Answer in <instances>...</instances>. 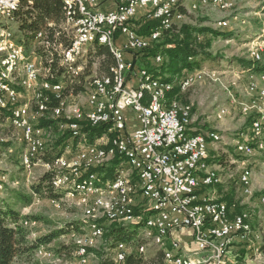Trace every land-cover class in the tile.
Segmentation results:
<instances>
[{
  "label": "rangeland",
  "instance_id": "1",
  "mask_svg": "<svg viewBox=\"0 0 264 264\" xmlns=\"http://www.w3.org/2000/svg\"><path fill=\"white\" fill-rule=\"evenodd\" d=\"M198 1L199 0H180L182 11L186 13V18L172 32L178 33L183 25H194L211 28L222 33H230L233 34V36L231 39L213 37L210 34L197 37L198 43H202L201 47L204 48L202 51L211 54V58L203 61L202 68L195 70V73L192 72L196 74L198 73L197 71H203L205 73L204 78L198 80L196 84L187 90H180L184 96V100L178 101L181 106L188 105L190 107L192 112L191 118H193V114L195 113L196 117L208 120L210 124L214 125V123H220L219 129L223 137L219 136L220 139L214 142V145L217 147L215 153L220 155V158H214L213 161L221 167L217 168L209 162L210 159H212L211 156L209 158V154H207L208 158L206 160L213 168L217 169L222 182L210 187L212 189L210 191L212 193L216 191L218 196H232L234 202L231 206H235V210L239 207H244V210H247L244 212H250L252 214L250 234H253V236L251 239L256 247L262 248L264 247V204L261 203V195H264V157L262 156L264 149H258L256 156H254V152L244 155L237 151L236 143L239 140H251L252 129L247 122V117L251 115H244L242 109L243 105L249 103L256 97V95H252L248 91L250 83L255 82L258 89L264 90V79L262 78L264 72L252 73L246 66H242V64L248 65L251 63L254 66L256 65L264 69V52H262V60L260 62H255L250 56V49L264 42V0H222L223 3L220 4H214L213 0H209L208 5L199 4L198 10H191V4ZM22 10L26 11L25 8ZM19 13L20 14H15L12 17L0 15V40L10 39L15 42L20 40L21 34L19 32V24L21 21V12ZM223 22L227 23L226 26L221 25ZM48 27L54 26L50 24ZM56 29V34L61 31L67 38L73 36V28L68 26L65 21ZM44 33L47 35L46 31H44ZM25 34L26 38L34 36V42L29 46L30 52H26L32 59H34V52H36L35 58L37 59L35 60L39 61V67H41L42 84V80L49 73V70L43 66V58L52 59V54L46 56L44 48L54 49L50 50L53 54H60L62 50L61 45L52 44L49 40H47L49 41V45L45 44L44 41H37L35 39L36 34L34 35L30 31H26ZM164 37L163 35L161 40L159 39L160 42ZM208 43H210V46L207 45ZM88 45L83 48L81 56L76 61L78 69H71L68 66L67 72H71V74H66V78L61 82L64 88L70 87L64 99V112H69L75 105L83 107L91 91V84L94 79L104 77V73L100 70V63L103 58L97 56L95 52L92 51V46ZM38 49L40 52H37ZM44 54L46 57L43 56ZM138 56L139 55H137V57ZM147 62L150 63V67L152 68L160 67L159 63H154L152 58L148 59ZM140 66L146 67L145 62L141 60ZM140 66L138 67L141 68ZM209 75H211V78ZM183 78H179L177 82L173 81L172 83L178 84ZM133 80L134 77L129 76L127 81L132 83ZM38 85L37 88H33L30 93L37 94L41 91V97H48L47 90L44 89L42 85ZM75 86H82L83 91L79 92L77 95L73 94V88L71 87ZM176 88L179 87L177 86ZM32 96L34 95H30V98H33ZM184 101H186V103H184ZM32 103L34 105V102ZM262 104L264 105V101ZM33 105H31V107H33L35 111ZM59 114L60 115H57L56 112L50 110L43 120L61 121L63 125L64 122L61 120V113ZM41 121L39 122V126ZM57 128V132H55L52 127L45 128V133L42 135V138L45 140L47 150L52 149L53 143L58 140L59 136L67 132V127H64V125L63 127L57 125ZM84 128H77L76 130L80 131ZM77 137L81 141L80 138L82 134H78ZM0 139H5V141L2 142L3 145H0V172L8 176L7 184H4L5 190L0 191V198L3 203L2 208L10 205L16 211L20 212L22 217H28L29 219L38 217L40 219L39 221L29 222L28 224H25L26 220L21 222L23 227L29 232L28 241L30 243H34L40 237L49 235L54 231L67 228L66 234H63L58 239L42 248L40 247L33 252L25 253L17 257L13 264H100V257L98 255L100 251H105L106 257H112L113 250H110L111 247L106 245L104 236L103 239L97 241L94 248L87 250V253H85L86 256H84L87 261L84 263L80 261L81 258L76 255V249L86 247V234H89L91 230L89 225H98L104 230L105 234L106 229L111 224H98V220H105L106 218L94 217L90 213L89 206L86 204L77 206L79 205V198L82 197L80 195H74L67 199L63 196L58 201H55L56 205L52 204V199L46 196L34 195L31 187L37 185L46 173L42 161L35 163L30 168H24L21 161L24 144L17 132L13 131L10 127L7 117L2 118L0 116ZM7 144L10 145L7 146ZM70 144L72 143L67 141L63 147H60L58 149L60 153ZM9 153L12 155L9 156ZM44 154H46V152ZM247 167H250L249 169H251L254 174L253 178L250 180L252 188L251 196L245 195L243 190L241 193V187H238L239 175L244 168ZM17 194L31 197V203L29 205L15 203ZM217 200L224 201L222 199ZM224 202L227 203L226 201ZM133 205V213L140 214L145 208V201L136 198ZM145 218L146 217H140L136 223L141 224ZM71 224L75 226V229L80 225L79 230L74 229L69 232L68 229ZM143 228L139 229L138 237L133 242L132 248L134 249L135 246L138 245L136 246L138 250L140 246H145V250L147 249L144 253L145 258L150 259L157 252L162 250L154 243V240L148 241L143 238L145 235ZM186 232L187 231L183 233V237L187 242L186 235H188V233ZM77 241H81L80 246L77 245ZM234 242L237 243L238 240ZM167 245L169 246V243ZM242 246L246 247V244L240 242L237 245H233V251L235 248H239L240 250ZM246 249L248 253H244V256H241L242 253L239 254L238 252L239 257H237L236 262L239 263L242 261L244 264H262V260H258L256 257V248ZM186 252L194 258H200L197 255L199 253L198 246L193 242H190V246L186 244V251H184V253ZM49 253L52 255L51 257L47 255ZM228 254H230V251ZM228 254L226 258H228ZM233 256L236 257L235 254H233ZM245 259L246 262H244ZM230 263L231 262L228 261L223 262V264Z\"/></svg>",
  "mask_w": 264,
  "mask_h": 264
},
{
  "label": "bare ground",
  "instance_id": "2",
  "mask_svg": "<svg viewBox=\"0 0 264 264\" xmlns=\"http://www.w3.org/2000/svg\"><path fill=\"white\" fill-rule=\"evenodd\" d=\"M21 1L23 0H11V7L1 6L0 15L12 17L14 13L21 8ZM208 3L209 0H199L198 2L191 4V10L196 11L198 10L199 4L206 6ZM213 3L220 4L223 3V1L213 0ZM64 5L66 9L65 23L73 28L72 30L74 36V42L72 44L74 45V50L72 51V55H66L64 57L65 63L69 64L79 58L83 48L89 44V37L80 38V36H78V34L82 32V24H72V20L84 23V27L95 28L96 18L93 10H91V0H64ZM81 7H83V9ZM158 8L167 9L158 16L157 20L160 21V27L150 34L154 35V43L161 38V32H164V29H167L170 26V30H172L185 19V15L181 11L182 4L180 3V0H158ZM136 18L137 15H134V20ZM226 24V22L221 23L222 26H226ZM98 34H100L102 40H93L92 42L108 46L117 60V66L114 69L112 78L104 76L96 79L97 86H100V92H106V98L102 111H96L93 117L88 120V124L92 127L100 125L101 120H103V116H105V120L107 121H114L115 110L118 107L117 98L119 95V86L122 84V79H124V71H118V67H125L123 50L118 48L117 42H115L111 36V30H108L106 27H98ZM40 35H42V33H37L35 35V39L38 40V36ZM140 38H149V35L140 36ZM40 40L45 43V35L43 38H40ZM47 45L49 44L47 43ZM18 48L22 47L15 41L10 39L0 40V109L9 113L7 118L9 120L10 127L13 128V131L17 132L24 144L21 160L22 164L24 167L30 168L35 164L33 161L37 159L40 155L39 153L44 152L46 149L45 140L42 138V135L45 133V129L40 128L39 121L46 118V115L50 112V110L56 112L57 115H60L59 113L65 109V100L61 99V97L55 98L59 100L58 106L55 109H51L50 105L52 103L53 96L49 95L48 97H41V91L32 96L33 98H30L31 103H28V105L27 95H20V99H11V94H21V89H26V86H28V74L22 73L24 72V63L33 60L25 51H20V53H18ZM144 49L147 48H143L142 50ZM262 52H264V42H261L257 45V47L250 49L251 59L255 62H260L262 60ZM161 62L162 57L159 63ZM194 75H187L183 78V80L178 82V84H175L172 82H165L155 77L145 69L140 71V90L144 93V95H155L156 102H152L150 96H143L144 113L146 114V119H150L151 121V132H159V127L170 128V121L168 120H183L184 118H191L190 107L181 106L176 98L169 99L168 94L171 93L177 86L181 89V91H185L196 84L197 82H190V79H194ZM204 76L205 73L203 71H198V73H196L197 81L204 78ZM40 78L41 76L29 77V84H32L30 85V91L35 87L37 88L38 84H40V86L42 85L43 88H45V85L48 87H60V93L64 89L63 83L53 85L48 82H42L41 84ZM262 78L264 79V76ZM8 90H10V92ZM46 90L48 93V89ZM248 91L250 94L256 95V97H254L249 103L243 105L242 109L244 115L255 114L257 115V118H255L251 124V140H239L236 143L237 151L244 155L254 152V150L258 147L260 150L264 149V105L262 104L264 101V90L258 89L257 84L255 82H251ZM32 102H34V105ZM87 102H92V95L90 93L88 95ZM31 105L34 106L35 111ZM76 108H85V104L83 107L79 105L73 106L69 111L70 117L79 115V109ZM25 110L27 115L24 118V130L27 131V137L29 138L27 155L31 156V158H27L25 156L26 142L23 141L22 131L15 129L13 121L14 118L23 116ZM63 125L64 127L66 126L64 123ZM63 125L62 123L59 124L60 127H63ZM191 128L192 127H186L180 130L179 139L173 140L168 143V145H164L163 153L180 151L183 146H199V134L193 133ZM109 132L116 134V136L113 139H109L107 143V151H104V145L96 144L97 141L94 144H89L85 134L80 133L78 130H74L73 137H76L78 134H82V137L80 138L81 141L79 140L76 145H67V147L63 150L62 155L56 158L63 159L67 157V155L80 156L76 160H73L72 166L69 165V162H62L60 165L59 163H55V160L51 163H43L46 171L57 172V185L64 188V197L69 198L74 195L88 197V193H92V198H89L88 203H86V205L89 206L90 213L94 217H105L106 219H112L119 208L120 214L130 213L133 194L137 186L138 172V160L134 156V153L123 154V148H119L120 134L118 130H109ZM160 139H168V130L160 131ZM219 139V136H215L214 142ZM4 141L5 139H0V145ZM83 148H96V151H94L92 156L88 158V156H81L83 155ZM207 150L208 145H205L206 157H202V160H194V170L196 173H201L202 178H208L207 181H198V183H196V193L199 196H206V198L211 201V207L208 208V214H202V209H194V217L201 218H194L193 239L199 240V245H206L210 249H221V247L226 244V237L217 235V229L206 230V223H208L209 220V227H219L218 214H221L224 218L231 217L225 203L204 194L205 189L207 190L210 187L222 182L217 169L213 168L206 160ZM116 156L124 158V161L117 168V176L113 181L106 182L103 185H98L97 182L99 176L97 174L86 175V171L89 168H93L91 166L97 165L102 159L103 162H109ZM262 156L264 157V153H262ZM187 159H195V152H187ZM249 168H244V170L240 173L242 178L247 179L246 188L243 190L244 194L247 196H251L252 194L250 180L254 175L253 171ZM172 169L174 171H183V162L180 161L179 156H172ZM77 175H82L83 178L76 179ZM7 180L8 176L0 172V191L5 190L4 184H7ZM119 180L120 186L117 190ZM109 195H112V197L104 199L103 196ZM138 199L145 201V198ZM261 203L264 204V195H261ZM198 204H205V197H198ZM133 209L134 205H132V214H134ZM162 217L163 207L151 208V211L148 213V217H146L142 222L143 226L141 228L144 227L143 232L145 233L143 238L148 241L154 240V243L160 248V250L163 251L164 260L167 264H189V258L186 253H184V251H179L178 242L172 240L171 231L168 229V225H160L158 222L162 221ZM251 218L252 214L250 212H243V219H247L249 221V227L246 230V238L251 235ZM89 227L91 230L89 234H86V247L77 248L76 251V255L81 259L83 251L84 256H86L85 253H87V250L94 248L97 241L103 239L104 237V230L98 225L93 224ZM238 227L239 220H225L224 231H232L234 229H238ZM151 233L153 234L151 235ZM168 243L169 246L167 245ZM77 245L80 246L81 241H77ZM140 249L143 254L147 250H145V246H140ZM132 250L133 249L129 245L125 243H118L113 251V255H115L114 259L119 264H124L123 254H125V252H132ZM257 252H263L261 247H258ZM128 254L129 253L125 254L124 261ZM227 254L228 251H223V258H225ZM47 255L50 257L52 256L50 253ZM258 255L264 260V252L259 253ZM86 261V258H84L81 262L84 263ZM212 264H223V262L214 261Z\"/></svg>",
  "mask_w": 264,
  "mask_h": 264
},
{
  "label": "built area",
  "instance_id": "3",
  "mask_svg": "<svg viewBox=\"0 0 264 264\" xmlns=\"http://www.w3.org/2000/svg\"><path fill=\"white\" fill-rule=\"evenodd\" d=\"M118 7L114 11H101L98 9L99 0H91V10H93L96 18L95 28L84 27V23L80 21L72 20V24H82V32L78 34L81 37H89V45L93 40H102L100 34H98V27H106L111 30V36L117 45L123 50V59H125V67H118V71H124V79L119 86L118 95V107L115 110L114 121L101 120V124L110 125V130H118L120 134L119 148H123V154L134 153V156L138 160V172H137V186L133 194V199L130 207L129 214H120V208L112 219L98 220V224L116 223L122 225L123 223L136 224L140 217H148V213L153 207H163L162 221H158L160 225H168V229L171 231V235L174 241L178 242L179 251H186V245H184L180 239L176 238L175 234L182 231H189L191 233L192 242L198 246L200 258L189 257V264H212L214 261L226 262L229 258H223V251H231L234 247V241L238 240L246 244V248H257L252 241L246 239V230L249 227V221L243 219V210L238 213L234 207L230 208L231 218H224L221 214L219 217V227H209V220L206 223L207 229H217V235L226 237V244L221 249H210L206 245H199V240H193V225L194 209H202V214H208V208L211 207V201L206 196H199L196 193V183L198 181H207L208 178H202L201 173H196L194 170V160H202L205 156V145H209L210 142L214 145L215 136H221L215 132H210L207 135H199V146H183L180 151H172V153H163V146L173 140L179 139L180 130L191 127L193 118H184L183 120H168L170 121V128L159 127V132H151L150 119H146L144 113L143 96H150L152 102L155 101V95H144L139 88L140 71L133 67L132 61H128L127 54L141 51L143 48H151L154 43V35H149V38H140L134 28L132 21H134V15H138L139 11L145 10L144 17L148 20H157L158 16L163 13L167 8H158V0H135V1H123L117 0ZM1 6H10L11 0H0ZM83 9V7H81ZM165 30H170V26L161 32V35L165 33ZM42 35L38 36V40L43 38ZM88 45V46H89ZM61 48L64 50V57L66 55H72L74 45ZM23 48H18V53ZM34 52V51H33ZM36 52H34V59L24 63V72L22 74H28V86L26 89H21V94H11V99H20V95H27V105L30 102V95H36L30 93L29 77L41 76V67H39V61L35 60ZM156 62L159 63L161 57H156ZM71 74V72H69ZM127 74L130 77H134V81L131 83L127 81ZM211 78V75H209ZM190 82H198L196 74L194 79H190ZM90 94L92 95V102H86L85 108L79 109L78 117H70V112L61 111V120L67 126V132L71 133L69 142L74 145L73 130L77 128H84L88 125L90 120L96 111H102V107L105 103L106 92H100V86H97L96 79L91 84ZM44 89H48V95L54 96V100L57 97H64L63 93H60V87H48L45 85ZM10 92V90H8ZM132 111L138 123V127L129 130V120L127 112ZM176 112V110H175ZM23 116L13 119L14 127L17 130L22 131L23 141L26 142L27 158L31 156L27 155V146H29V138L27 137V131L24 130V118ZM249 115V114H246ZM100 124V125H101ZM168 130V139H160V131ZM192 138V137H191ZM104 142V151H107V139L102 140ZM257 150H254V156L257 155ZM96 151V148H83V155L92 156ZM187 152H195V159H187ZM41 157H46V154L39 153ZM12 154H9L11 156ZM172 156H179L180 161L183 162V171H174L172 169ZM80 156H69L63 159H55V163L61 165L62 162H69L72 166L73 160H76ZM88 166V165H86ZM91 167H108V162H103V159L95 166ZM126 168V167H124ZM83 178L82 175H77L76 179ZM246 178H242L239 175L238 187L242 190L246 188ZM120 186V180L118 181L117 190ZM104 199L111 198L112 195L103 196ZM198 197H205V204H198ZM89 198H92V193H88V197H80L79 205L83 206L88 203ZM136 198H145V208L140 214H132V205ZM67 199V197H65ZM56 205V202H52ZM226 219L239 220L238 229L232 231H224V223ZM153 233H151L152 235ZM91 238V236H90ZM90 241V239H89ZM130 253V252H125ZM139 253L142 254V250L139 247ZM259 253L257 252V256ZM123 254V263L124 257ZM197 254V255H198ZM84 260V251L82 259ZM231 261V260H230ZM264 264V261H262Z\"/></svg>",
  "mask_w": 264,
  "mask_h": 264
},
{
  "label": "trees",
  "instance_id": "4",
  "mask_svg": "<svg viewBox=\"0 0 264 264\" xmlns=\"http://www.w3.org/2000/svg\"><path fill=\"white\" fill-rule=\"evenodd\" d=\"M22 7L25 8L26 11H23ZM19 12H21V21L19 24V32L21 34V38L17 42L18 44L20 43L19 45L23 49L25 48L27 52H30L29 46L32 42H34V36L26 38V31H30L34 35L46 31L47 35L44 34L46 44H49L50 41L52 44L61 45L63 48L69 47L73 44L74 36H72L71 38H67L61 31L56 34V28H58L61 23H64V21L66 22V9L64 0H23L21 1V8L18 9L14 13V15L20 14ZM182 12L186 18V13L184 11ZM50 24L54 27H48ZM132 24L140 36L150 35L160 27L159 20H148L147 18H144L143 21L134 20L132 21ZM178 26H175L170 31H165V33L163 34L165 36L164 39L160 42L161 38L163 37L162 35L160 40H158L151 48L127 54V60L132 61L133 67H135L137 70H142L141 68H144L149 73L165 82H173L178 80L179 78L185 77L186 74L191 75V73L195 70L202 68V63L204 60L211 58V54L202 51V49L204 50V48L201 47L202 43H198V36L210 34L213 37H223L225 39H231V37L233 36V34L230 33H222L211 28L194 25H183L178 33H173L172 31ZM90 45L92 46V51H94L97 56L103 58L100 63V70L104 73V76L112 78L114 69L117 66V60L112 50L108 46L100 45L97 42H92ZM207 45L210 46V43H208ZM50 50L54 49L44 48V52L46 51V56L52 54V59L43 58V66H45L49 70V73L42 80V82H48L55 85L61 83L62 80L66 78L65 75L69 74L67 72L68 66L71 69H78V66H76V61L79 58L67 65L64 61L63 49L61 50L60 54H53ZM37 52H40V50L38 49ZM45 54L43 56H45ZM137 55L139 56L137 57ZM157 56L162 57V62L159 63L160 67H150V63L147 62L148 59L152 58L154 63H156L155 59ZM141 60L145 62L146 67L140 66ZM138 66H140L141 68H139ZM242 66H246V68L250 69L252 73L264 72V69L256 65L254 66L251 63L248 65L242 64ZM129 76L130 74H127V80ZM71 88H73V94L75 95L83 91L82 86H75ZM69 89L70 87H65L62 90L61 93H63L64 97H61V99L66 98ZM180 90L181 89L179 88H175L171 93L168 94V98H176L179 101L184 100V96ZM58 101V99L54 100L53 96L50 108L55 109L58 106ZM184 103H186V101H184ZM8 115L9 113L7 111L0 109V116L2 118H6L8 117ZM255 118H257V115L249 116L247 121L248 125L251 126ZM41 120L42 121L40 123V128L45 129L46 127H52L55 132H57L58 129L57 125L59 126V124L62 123L61 121H48L43 119ZM109 130L110 125L108 124H101L96 127H92L89 124L84 129L80 130V133L86 135V139L89 144H94L97 140L103 138L105 135H108L110 139H113L116 134L110 133ZM70 138V132H66L63 135H60L58 140L53 143V148L48 149L49 151L46 149V157L40 159L39 155L37 159L33 161V163H36L37 161H42V163H51L52 161H54L63 153H60L58 149L60 147H63ZM74 138H76L74 139V144L76 145L78 144L79 139L77 136ZM8 145L10 144H7V146ZM123 161L124 158L116 156L113 160L108 162L107 168H89L86 171V175L97 174L99 176L97 184L103 185L106 182L113 181L116 178V170ZM209 162L211 163L213 161L210 160ZM56 177L57 172L46 171L45 175L41 178L39 183L31 187L33 194L44 197L46 196L47 198L52 199V201H58L59 199H61L65 195V191L64 188H61L57 185ZM1 200L2 199L0 198V264H13L14 260L17 257L25 253L33 252L35 249H39L40 247L42 248L43 246L50 244L63 234L67 233V228L61 229L59 231H54L49 235L40 237L34 243H30L28 241L29 232L25 227H23L21 222L23 220H26L25 223L36 222L40 219L38 217H32L31 219H29L28 217H22L20 212L16 211L10 205L2 208L3 203ZM31 200V197L25 196L23 194H17L15 203L29 205L31 203ZM224 200L227 203H225L224 201L221 202L225 203L227 207H232L231 205L234 202L232 196L228 195L224 198ZM228 210L231 217L230 208H228ZM243 210L244 207H239L236 211L240 213ZM142 226L143 223L124 225H119L116 223L111 224L106 229V233L104 234L105 243L106 245H109V247H111L110 250L113 251L118 243H125L132 248V244H134L133 242L138 237L139 229H141ZM79 227L80 225H78L77 229H75V226L71 224L68 230L69 232L73 231L74 229L79 230ZM136 246L134 249L132 248V252H130L126 256L124 264H167L166 261L164 262L163 260V251H159L152 258L146 259L143 253L141 254L138 252ZM262 248L261 250L264 252V247ZM104 254L105 251L98 252V255L100 257V264H119L114 259L115 255H113L112 257H106V254Z\"/></svg>",
  "mask_w": 264,
  "mask_h": 264
},
{
  "label": "crops",
  "instance_id": "5",
  "mask_svg": "<svg viewBox=\"0 0 264 264\" xmlns=\"http://www.w3.org/2000/svg\"><path fill=\"white\" fill-rule=\"evenodd\" d=\"M117 7H118V1L117 0H99V4H98V9L99 10H101V11H114V10H116L117 9ZM145 10H141V11H139V13H138V15H137V18L135 19L136 21H143V19L145 18L144 17V14H145ZM118 46V45H117ZM118 48H119V46H118ZM135 80V79H134ZM133 80V81H134ZM140 80V79H139ZM87 102V101H86ZM183 106H188V105H183ZM189 107V106H188ZM191 115H192V112H191ZM127 117H128V120H129V130H132V129H134V128H137L138 127V123H137V121H136V118H135V116H134V113L132 112V111H128L127 112ZM246 117V116H245ZM247 118H249V117H247ZM214 123V122H213ZM191 131L193 132V133H197V134H199V135H207L208 133H210V132H215V133H217V134H219V135H221L222 136V134L220 133V123L218 122V123H214V125L213 124H210V121H208V120H203V119H200V117L198 118V117H196V114L194 113L193 114V122H192V125H191ZM191 132V133H192ZM223 137V136H222ZM104 138H106L107 139V141H109V136L108 135H105L102 139H104ZM102 139H99V140H102ZM96 144H98V145H104V142L103 141H97L96 142ZM217 147H216V145H212L211 144V142H210V144L208 145V151H207V154H209V158H210V156H211V158L212 159H210L211 161H213V159L214 158H220V155H218V154H216L215 152H216V149ZM207 158H208V155H207ZM211 164L213 165V166H216L217 168L218 167H221V166H219V165H217L216 163H215V161H213V162H211ZM254 176V175H253ZM222 187V186H221ZM220 188V187H219ZM210 190H212L211 188L210 189H205L204 190V194L205 195H207V196H210V197H213V198H217V199H222V200H224V198L226 197V196H224L223 197V195H220V196H218L217 195V193H216V191H214V193H212ZM212 194V195H211ZM225 201V200H224ZM185 231H182V232H178V233H176L175 234V236H176V238H178V239H180L181 240V242L184 244V245H186V244H189V246H190V242H192V237H191V233L189 232V231H187L186 233H188V235H186V240H187V242L185 241V239H184V237H183V233H184ZM252 236H253V234L252 235H250V236H248L246 239L247 240H249V241H252ZM182 238H183V240H182ZM172 240H173V238H172ZM194 240V239H193ZM194 243V242H193ZM240 242L238 241L237 243H234V245H237V244H239ZM249 249H254V248H249ZM257 250H258V247L256 248V253H257ZM229 252V251H228ZM234 252V253H233ZM238 252H239V254L240 253H242L241 254V256H244V253L245 254H247L248 253V251H247V249H246V247H244V246H242L241 247V249L239 250V248H235V250L233 251V249L230 251V254H228V258H231L228 262H231L230 264H244L242 261L241 262H236V260H237V257H239V255H238ZM233 254H235V256L236 257H234L233 256ZM186 255H187V257L189 256V257H191V258H194V257H192V256H190L187 252H186ZM197 256V255H196ZM188 257V258H189ZM198 257H200V255L198 254ZM233 257V258H232ZM257 257V259L258 260H262L263 261V259L258 255V256H256ZM225 258H226V256H225ZM244 262H246V259L244 260Z\"/></svg>",
  "mask_w": 264,
  "mask_h": 264
}]
</instances>
